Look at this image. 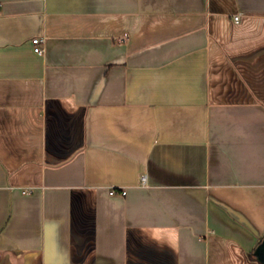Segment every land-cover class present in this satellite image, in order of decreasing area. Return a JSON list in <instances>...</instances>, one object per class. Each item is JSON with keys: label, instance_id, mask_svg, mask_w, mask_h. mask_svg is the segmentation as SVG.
Returning a JSON list of instances; mask_svg holds the SVG:
<instances>
[{"label": "crops", "instance_id": "crops-1", "mask_svg": "<svg viewBox=\"0 0 264 264\" xmlns=\"http://www.w3.org/2000/svg\"><path fill=\"white\" fill-rule=\"evenodd\" d=\"M263 236L264 0H0V264H260Z\"/></svg>", "mask_w": 264, "mask_h": 264}, {"label": "built area", "instance_id": "built-area-1", "mask_svg": "<svg viewBox=\"0 0 264 264\" xmlns=\"http://www.w3.org/2000/svg\"><path fill=\"white\" fill-rule=\"evenodd\" d=\"M234 20H235L236 23H239V22H240V15H236V16L234 17ZM44 41H45V39L42 38V37H35V38L32 40V42H33V44H34V51H35L36 53H38V54H43V53H44V51H45V48H44ZM141 180H142L143 182H145V181H146V175H142ZM22 192H23V193H29L30 190H29V189H23ZM109 193H110L111 195H115V194H118V193H119V194H122V195H125V194L127 193V191H126L125 188H121L120 190H117V189H115V188H112V189L109 191Z\"/></svg>", "mask_w": 264, "mask_h": 264}, {"label": "water", "instance_id": "water-1", "mask_svg": "<svg viewBox=\"0 0 264 264\" xmlns=\"http://www.w3.org/2000/svg\"><path fill=\"white\" fill-rule=\"evenodd\" d=\"M253 256L260 264H264V236L261 237L259 243L256 245Z\"/></svg>", "mask_w": 264, "mask_h": 264}, {"label": "trees", "instance_id": "trees-1", "mask_svg": "<svg viewBox=\"0 0 264 264\" xmlns=\"http://www.w3.org/2000/svg\"><path fill=\"white\" fill-rule=\"evenodd\" d=\"M254 251V250H253ZM253 251L250 253V256L252 257V258H254V256H253ZM255 259V258H254Z\"/></svg>", "mask_w": 264, "mask_h": 264}]
</instances>
